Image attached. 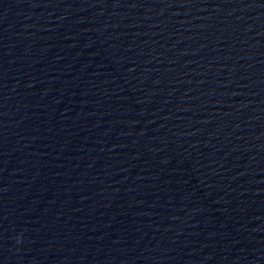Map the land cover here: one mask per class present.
<instances>
[{"label": "water", "instance_id": "1", "mask_svg": "<svg viewBox=\"0 0 264 264\" xmlns=\"http://www.w3.org/2000/svg\"><path fill=\"white\" fill-rule=\"evenodd\" d=\"M62 264H264V0H42Z\"/></svg>", "mask_w": 264, "mask_h": 264}, {"label": "clouds", "instance_id": "2", "mask_svg": "<svg viewBox=\"0 0 264 264\" xmlns=\"http://www.w3.org/2000/svg\"><path fill=\"white\" fill-rule=\"evenodd\" d=\"M16 240L18 244L21 242L19 237H17Z\"/></svg>", "mask_w": 264, "mask_h": 264}]
</instances>
